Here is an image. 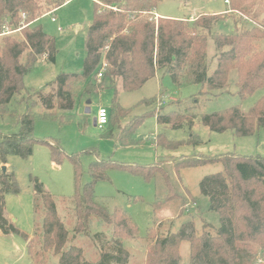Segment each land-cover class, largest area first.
I'll list each match as a JSON object with an SVG mask.
<instances>
[{"label": "trees", "instance_id": "trees-1", "mask_svg": "<svg viewBox=\"0 0 264 264\" xmlns=\"http://www.w3.org/2000/svg\"><path fill=\"white\" fill-rule=\"evenodd\" d=\"M69 0L53 1L59 9ZM96 9L93 23L86 38V56L83 70L76 74H60L56 80L40 91L29 94L26 113L20 116L18 131L0 134V165L6 166L10 156L29 159L38 144H46L54 163L66 157L60 146L34 138L35 109L41 106L47 113L55 110L72 111L78 99L95 91L117 85L126 93L141 90L158 71L169 76L177 87L194 84L207 89L200 96L228 92L232 83L236 95L243 103L264 89V52L256 51V43L264 39V29L238 30L230 35H214L216 68L209 73L206 63L209 37L221 15H201L193 23L188 19L158 18L156 11L163 0H94ZM189 2L190 0H182ZM230 11L243 17H253L255 0H226ZM99 6L102 7L100 10ZM42 18L38 0H0V118L6 117L16 96L25 90L24 78L33 71L38 61H56V40L48 35L39 23ZM20 32L22 39L13 37ZM26 54L23 62L22 57ZM107 67L101 73L103 63ZM236 80H231L232 75ZM98 78V79H97ZM51 87L47 92V88ZM218 95H216L217 97ZM211 100V99H209ZM157 97L145 101L156 105ZM160 106H163L159 103ZM178 109L162 113L156 109L158 125L172 130L188 126L192 131L196 120L214 133L234 132L237 137H249L264 130V95L247 111L237 105L222 111L204 113L198 96L191 103L178 102ZM131 113L116 98L110 111L107 138L120 135L117 144L122 148L142 145L148 140L138 137L139 126L146 117L122 123ZM107 126V127H108ZM155 148L177 150L183 146L203 144L197 135L184 141H172L165 135L150 140ZM96 161L86 172L78 155L68 157L74 166L75 193L73 214L67 222L60 216L52 195L35 179L34 233L27 243V253L35 264H46L49 258H58L59 264H129L130 251L125 241L137 240L138 229L127 212L115 209L110 212L98 203L96 186L110 180L108 172L125 170L152 181L157 176L165 179L171 192L173 186L160 163L149 166H129L115 161L102 160L93 150ZM220 164L222 171L206 176L199 184L200 193L209 200V212L218 215L220 226L205 224L199 234L192 221L183 223L178 231L164 233V223L149 228L146 238L147 256L144 264H181L180 245L188 242L191 249L190 264H259L264 257V157H243L224 154L216 157L194 155L173 162L177 174L186 169ZM88 174L90 181L83 183ZM21 190L13 171L0 170V231L4 235L17 232L6 218V196L18 195ZM166 201H171L167 199ZM66 202V203H68ZM158 202L156 205H159ZM72 223V230L67 224ZM104 229L93 232V226ZM208 229H211L208 231ZM73 234V235H72ZM85 238L87 242H71Z\"/></svg>", "mask_w": 264, "mask_h": 264}, {"label": "rangeland", "instance_id": "rangeland-1", "mask_svg": "<svg viewBox=\"0 0 264 264\" xmlns=\"http://www.w3.org/2000/svg\"><path fill=\"white\" fill-rule=\"evenodd\" d=\"M53 1L55 0H38V3L42 12L39 23L43 30L56 40V61L53 63L46 61L45 58L40 59L33 71L24 78L25 90L14 98L8 115L0 118V134L8 135L18 131L16 123L18 118L26 113L28 106L26 99L30 93L40 91L54 82L60 74H76L83 70L87 32L93 23L96 2L69 0L64 6L54 10ZM99 7L102 10V7ZM157 10L167 19L183 20L193 14L190 19L188 18L190 23L201 15H221V21L213 27L209 37L206 59L209 73L215 70L217 64L212 36L233 34L236 29L235 22L239 23V31L245 28L264 29V0H255L253 17L250 19L243 17L239 12L229 11L230 5L226 0H190L186 3L182 0H163ZM52 18L56 19L55 23ZM8 34H12L18 40L22 39L19 31ZM256 51L264 52V39L256 43ZM25 59L26 54L22 57V61L24 62ZM233 79L236 80L234 74L231 76V80ZM50 89L51 87L46 91L49 92ZM202 90V86L194 84L177 87L168 75L158 71L156 76L137 92L126 93L120 85H117V95L113 88L95 91L78 99L72 111L55 110L47 113L41 106L37 107L34 111V138L60 146L66 157L60 163H54L50 148L46 144H38L29 159L9 157L7 171L15 173L21 192L18 195L6 196V218L16 227L17 232L11 235L0 232V264H35L27 253V243L35 229V179H38L45 190L53 196L62 219L67 222L72 217L73 207L68 201H72L75 193V178L74 166L68 157L78 155L79 162L87 172L89 165L96 161L93 153L82 154L89 150L95 151L102 160L129 166L160 163L164 166L173 186V190L169 192L162 176L146 181L143 177L125 170L109 171L110 180L97 184L98 203L110 212L115 209L127 212L137 226L138 239L125 241V247L131 254L129 264H144L147 245L143 239L146 238L148 229L156 227L159 223H164L162 230L164 233L176 232L183 223L189 221L194 222L199 234L202 233L205 224L218 228L219 217L209 212V200L201 195L199 184L206 176L221 172L222 166L211 164L186 169L178 175L173 162L194 155L216 157L229 153L243 157H264V130L260 129L249 137H237L232 131L211 132L199 120H196L192 131L188 126L180 130H172L167 126L158 125L154 112L156 109H163L162 113H170L178 109L179 101L190 104L191 98L195 96L199 97L201 111L204 113L222 111L237 105H241L242 109L247 111L264 95V89L243 103L237 97V89L232 83L228 87V92L221 95L214 93L211 96H200ZM203 92L206 94L207 89ZM116 96L123 108L131 110L128 116L121 119L122 123L146 117L137 131L138 137L148 140L146 143L132 148H122L117 144L120 135L118 128L114 129L113 138H107L105 133L109 126L104 131L94 126L98 110L106 108L110 113ZM156 97V105L145 103ZM192 134L199 136L203 144L198 147L183 146L177 150H166L155 148L150 142L158 135H165L172 141H184ZM89 181V175L85 174L82 182ZM168 198L171 201H166ZM158 202L160 204L156 205ZM67 228L71 231L72 223L67 224ZM103 229L111 234L110 228L100 227L97 224L93 226V232ZM85 241L87 242L85 238H81L71 242V245L82 244ZM179 254L181 264L191 263V249L188 242L180 245ZM46 264H59L58 258L51 257ZM259 264H264V257L259 258Z\"/></svg>", "mask_w": 264, "mask_h": 264}, {"label": "built area", "instance_id": "built-area-1", "mask_svg": "<svg viewBox=\"0 0 264 264\" xmlns=\"http://www.w3.org/2000/svg\"><path fill=\"white\" fill-rule=\"evenodd\" d=\"M226 3H229L228 1H226ZM53 22H56L55 18H52ZM60 30V29H59ZM107 67L106 63L104 62L102 65V69H101V73L98 75V78L101 79L102 78V73L105 70V68ZM162 104L164 105V101L162 102ZM109 120H110V113L109 110L106 108H100L97 112V117H96V127L98 129H100L101 131H104L106 129V127L109 124Z\"/></svg>", "mask_w": 264, "mask_h": 264}, {"label": "crops", "instance_id": "crops-1", "mask_svg": "<svg viewBox=\"0 0 264 264\" xmlns=\"http://www.w3.org/2000/svg\"><path fill=\"white\" fill-rule=\"evenodd\" d=\"M230 11V10H229ZM193 15V14H192ZM192 15H190V17L192 16ZM190 17H187V18H184V19H190ZM156 18L158 19V18H167L166 16H164V15H161L159 12H158V10L156 11ZM55 23V22H54ZM95 121H96V118H95ZM94 121V126L96 127V122ZM1 232V231H0ZM2 233V232H1ZM3 234V233H2ZM32 238V237H31ZM30 238V239H31ZM29 239V240H30Z\"/></svg>", "mask_w": 264, "mask_h": 264}, {"label": "water", "instance_id": "water-1", "mask_svg": "<svg viewBox=\"0 0 264 264\" xmlns=\"http://www.w3.org/2000/svg\"><path fill=\"white\" fill-rule=\"evenodd\" d=\"M95 122H96V121H95ZM2 171H3V172H6V171H7V167H6V166L2 167Z\"/></svg>", "mask_w": 264, "mask_h": 264}]
</instances>
